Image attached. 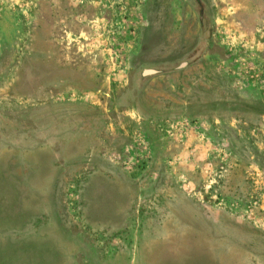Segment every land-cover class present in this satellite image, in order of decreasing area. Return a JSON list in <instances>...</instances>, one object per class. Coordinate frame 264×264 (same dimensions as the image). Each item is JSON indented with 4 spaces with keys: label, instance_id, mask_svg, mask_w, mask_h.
I'll use <instances>...</instances> for the list:
<instances>
[{
    "label": "rangeland",
    "instance_id": "374dc122",
    "mask_svg": "<svg viewBox=\"0 0 264 264\" xmlns=\"http://www.w3.org/2000/svg\"><path fill=\"white\" fill-rule=\"evenodd\" d=\"M0 264H264V0H0Z\"/></svg>",
    "mask_w": 264,
    "mask_h": 264
}]
</instances>
